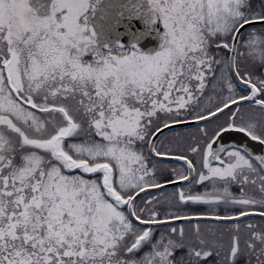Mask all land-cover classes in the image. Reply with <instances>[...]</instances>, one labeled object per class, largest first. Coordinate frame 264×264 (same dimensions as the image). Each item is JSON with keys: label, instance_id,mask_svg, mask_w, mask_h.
Listing matches in <instances>:
<instances>
[{"label": "snow or ice", "instance_id": "1", "mask_svg": "<svg viewBox=\"0 0 264 264\" xmlns=\"http://www.w3.org/2000/svg\"><path fill=\"white\" fill-rule=\"evenodd\" d=\"M0 264H264V0H0Z\"/></svg>", "mask_w": 264, "mask_h": 264}]
</instances>
